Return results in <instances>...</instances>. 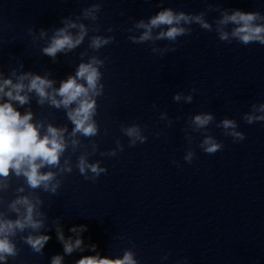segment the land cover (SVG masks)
<instances>
[{
  "label": "clouds",
  "instance_id": "clouds-1",
  "mask_svg": "<svg viewBox=\"0 0 264 264\" xmlns=\"http://www.w3.org/2000/svg\"><path fill=\"white\" fill-rule=\"evenodd\" d=\"M102 10L100 2L92 3L83 8L75 18H62L63 27L54 29L48 38L47 45L41 51L42 54L52 58L55 62L58 53L67 55L84 44L88 40V49L98 52L115 40L114 36L99 34L89 35L90 32L98 33L100 27L97 24L99 13ZM219 12V17L212 23L207 19L209 12ZM84 21H89L86 24ZM206 31H215L218 39L231 43L233 40L249 45L259 43L264 45V15L257 11H242L240 9H221L209 5L206 11L198 14L176 11L172 8H162L148 19H140L128 28L129 33L138 32V35H129L128 39L135 44L150 43L153 54L163 57L168 52H175L178 38L192 33V25ZM112 32L111 27L106 29ZM32 32V29H29ZM44 29L40 30V37H47ZM158 41H168L169 45L163 48L157 46ZM81 62L78 64L74 75H69L61 80L59 87H55V81L48 78V74L39 75L32 72L11 71L5 78L0 72V194L11 187V179H23L24 184L15 189V198L6 204L7 211L0 208V264H8L10 258H16L20 249L17 247L16 238L29 246L34 253L42 254L45 245L51 239L49 235L39 233L45 226V214L40 208L43 201L34 193L41 190L46 193L56 194L62 181L57 177L64 173H71L70 159L66 158L61 164V159L66 151L71 148L75 151L81 146L78 137L91 139L99 134V126L95 120L97 114V98L104 93L102 83L103 73L101 68L107 58L101 59L98 55L88 56V52L80 53ZM88 56L85 62L83 57ZM23 68V65L20 66ZM13 77L15 79H13ZM196 89L185 95L182 92L174 94L173 100L177 103L183 101L190 104ZM34 94L36 103L40 106L48 104L57 110L63 109L67 120L73 125L69 132L68 126H54L53 123H45L44 120H35L34 113L29 108L23 114L18 107L30 104ZM155 109L157 106L152 105ZM160 120L166 121L171 126L172 120L166 112L160 113ZM179 119V118H177ZM215 117L210 112H202L191 116L188 128L184 129L185 138L192 143L191 132H201L203 139L199 148L209 154L220 151L222 144L208 134V126ZM243 119L248 124L264 121V103L252 104L251 111L245 113ZM222 128L225 136L233 138L234 142L245 139L243 132L238 131L237 121L225 117L217 125ZM189 128L191 132H189ZM121 132L128 138V146L134 147L138 143L147 141L144 129L139 124L121 126ZM160 133H157L159 136ZM93 153L98 149L95 141L91 142ZM124 150V145L119 139L116 147L108 152L101 153L104 156L115 157L118 152ZM195 152L189 148L184 160L189 164L193 161ZM178 165V162L173 161ZM76 168L86 179L95 181L101 174H106L107 169L101 167V162L90 163L88 153L81 154L76 162ZM47 169V170H45ZM57 169L58 171H52ZM91 173V175H89ZM31 191L26 193V187ZM5 201L0 196V206ZM10 214H14L11 216ZM57 239L63 245L65 255L83 251V239L80 234L87 231L86 225L73 226L70 232L76 234L75 238H65L59 221H56ZM28 233L24 235V233ZM97 245H90V251L95 252ZM167 259V256L164 257ZM64 256L55 255L51 258V264H63ZM75 264H139L134 251L129 248L123 251L122 257L109 258L96 255H87L78 259Z\"/></svg>",
  "mask_w": 264,
  "mask_h": 264
}]
</instances>
